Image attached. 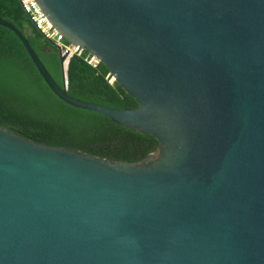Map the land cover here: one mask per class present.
I'll list each match as a JSON object with an SVG mask.
<instances>
[{
	"label": "water",
	"instance_id": "95a60500",
	"mask_svg": "<svg viewBox=\"0 0 264 264\" xmlns=\"http://www.w3.org/2000/svg\"><path fill=\"white\" fill-rule=\"evenodd\" d=\"M138 106L51 91L157 140L134 160L0 126V264H264V0H35Z\"/></svg>",
	"mask_w": 264,
	"mask_h": 264
},
{
	"label": "trees",
	"instance_id": "16d2710c",
	"mask_svg": "<svg viewBox=\"0 0 264 264\" xmlns=\"http://www.w3.org/2000/svg\"><path fill=\"white\" fill-rule=\"evenodd\" d=\"M0 18L27 39L54 81L65 88L60 49L38 29L21 0H0ZM64 44H69L65 38ZM90 54L73 53L66 69L71 97L117 109L138 106L115 81L108 68L89 62ZM0 126L36 142L79 149L108 159L134 161L157 147V140L119 125L97 112L74 107L45 83L18 36L0 25Z\"/></svg>",
	"mask_w": 264,
	"mask_h": 264
},
{
	"label": "built area",
	"instance_id": "2783aa9c",
	"mask_svg": "<svg viewBox=\"0 0 264 264\" xmlns=\"http://www.w3.org/2000/svg\"><path fill=\"white\" fill-rule=\"evenodd\" d=\"M24 10L29 14L30 19L34 22L35 26L40 29L44 36L50 40H55L60 49V55H66V61L73 54H81L84 49L80 46L69 42V44H64L62 39L64 38L48 21L45 15L42 13L41 9L37 5L35 0H21ZM89 62L95 64L97 59L94 56H90ZM108 81L112 83V75L108 78Z\"/></svg>",
	"mask_w": 264,
	"mask_h": 264
}]
</instances>
